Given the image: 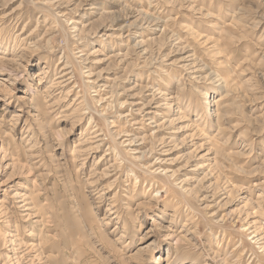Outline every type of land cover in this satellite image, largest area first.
I'll return each instance as SVG.
<instances>
[{
	"label": "rangeland",
	"instance_id": "1",
	"mask_svg": "<svg viewBox=\"0 0 264 264\" xmlns=\"http://www.w3.org/2000/svg\"><path fill=\"white\" fill-rule=\"evenodd\" d=\"M0 264H264V0H0Z\"/></svg>",
	"mask_w": 264,
	"mask_h": 264
},
{
	"label": "bare ground",
	"instance_id": "2",
	"mask_svg": "<svg viewBox=\"0 0 264 264\" xmlns=\"http://www.w3.org/2000/svg\"><path fill=\"white\" fill-rule=\"evenodd\" d=\"M69 75H70V74H65L64 77L67 78V77H69ZM69 80H70V79H69ZM69 80H67V81H69ZM91 187H93V186H90V188H91ZM254 237H255V239H258V240H261V239H262V237L260 238V236L257 235L256 233H254Z\"/></svg>",
	"mask_w": 264,
	"mask_h": 264
}]
</instances>
